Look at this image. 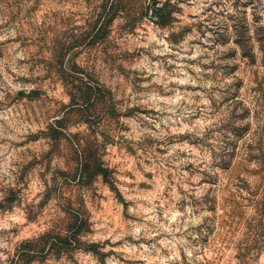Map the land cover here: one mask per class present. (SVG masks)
Segmentation results:
<instances>
[{
    "label": "rangeland",
    "instance_id": "obj_1",
    "mask_svg": "<svg viewBox=\"0 0 264 264\" xmlns=\"http://www.w3.org/2000/svg\"><path fill=\"white\" fill-rule=\"evenodd\" d=\"M0 264H264V0H0Z\"/></svg>",
    "mask_w": 264,
    "mask_h": 264
},
{
    "label": "trees",
    "instance_id": "obj_2",
    "mask_svg": "<svg viewBox=\"0 0 264 264\" xmlns=\"http://www.w3.org/2000/svg\"><path fill=\"white\" fill-rule=\"evenodd\" d=\"M63 76V80H65L66 82V87H68L69 95L73 104L87 105L89 103L97 102L100 87L95 81L87 76L80 75V71H78L75 66H71L67 71H64ZM27 95L30 97H35L37 95V92L31 90L27 93ZM94 170L96 172L105 171L99 163L94 165ZM78 231L79 226L71 227L70 230L67 231L66 235L62 237L54 236L53 238H51L50 243L51 245H55L56 242L70 244L76 238ZM23 245L30 247L29 241L24 242ZM25 253L26 252L21 251L19 256L23 258L24 255H26Z\"/></svg>",
    "mask_w": 264,
    "mask_h": 264
}]
</instances>
